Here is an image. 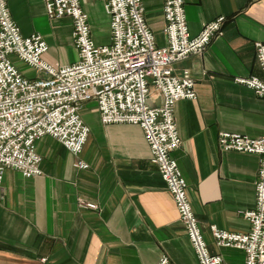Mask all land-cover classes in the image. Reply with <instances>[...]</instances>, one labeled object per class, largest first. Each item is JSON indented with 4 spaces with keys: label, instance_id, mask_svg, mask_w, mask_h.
Listing matches in <instances>:
<instances>
[{
    "label": "crops",
    "instance_id": "1",
    "mask_svg": "<svg viewBox=\"0 0 264 264\" xmlns=\"http://www.w3.org/2000/svg\"><path fill=\"white\" fill-rule=\"evenodd\" d=\"M95 46L109 44V18L101 0H78ZM185 23L193 37L204 24L223 17L221 35L200 56L173 65L194 81L192 100L173 105L180 147L170 152L185 182V194L207 252L225 264H243L244 254L215 246L210 227L242 234V212L254 206L259 166L252 154L221 151V132L264 137V98L235 78L263 75L253 44L264 45V0H182ZM143 20L157 47L165 45L161 0H141ZM22 37L38 35L47 46L41 60L57 69L76 61L67 17L49 19L44 0H6ZM10 61L26 79L44 77L14 56ZM154 98V92L150 89ZM159 100H153V106ZM88 128L76 156L43 136L34 144L40 174L23 178L6 169L1 175L0 264H196L177 220L172 198L159 177L139 127L101 125L93 102L80 107ZM82 161L86 169L74 167ZM78 200L94 209L79 206Z\"/></svg>",
    "mask_w": 264,
    "mask_h": 264
},
{
    "label": "built area",
    "instance_id": "2",
    "mask_svg": "<svg viewBox=\"0 0 264 264\" xmlns=\"http://www.w3.org/2000/svg\"><path fill=\"white\" fill-rule=\"evenodd\" d=\"M109 18L110 41L95 46L86 15L78 0H44L47 18L67 17L71 21L74 63L53 69L41 60L47 46L38 35L22 37L10 18L6 0H0V198L1 175L14 170L23 178L40 174V157L34 144L43 136L58 142L69 154L80 153L88 128L80 107L93 102L101 125L126 124L139 127L160 179L170 194L177 220L194 253L196 264H225L210 255L185 194V182L170 152L181 145L173 122V105L195 97L194 81L187 70L173 73V65L188 56H200L210 40L221 35L223 17L188 34L182 0H161L165 45L157 47L143 20L141 0H101ZM255 61L263 78H235L256 97L264 98V45L253 44ZM14 56L44 77L26 79L10 61ZM154 92V98L150 94ZM158 99L159 104L151 105ZM221 151L258 157L254 182V206L243 211L248 231L227 233L210 227L219 249L243 252V264H264V137L255 139L221 132L216 138ZM74 167L86 169L82 161ZM79 206H95L78 200ZM156 264H170L161 256Z\"/></svg>",
    "mask_w": 264,
    "mask_h": 264
}]
</instances>
